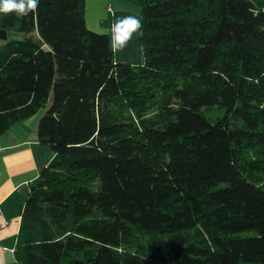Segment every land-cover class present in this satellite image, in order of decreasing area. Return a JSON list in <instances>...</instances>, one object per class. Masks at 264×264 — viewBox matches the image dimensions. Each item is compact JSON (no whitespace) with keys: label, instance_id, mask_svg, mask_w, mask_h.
I'll list each match as a JSON object with an SVG mask.
<instances>
[{"label":"trees","instance_id":"trees-1","mask_svg":"<svg viewBox=\"0 0 264 264\" xmlns=\"http://www.w3.org/2000/svg\"><path fill=\"white\" fill-rule=\"evenodd\" d=\"M140 7L115 61L84 0L0 14V135L39 111L20 264H264V0Z\"/></svg>","mask_w":264,"mask_h":264},{"label":"crops","instance_id":"crops-1","mask_svg":"<svg viewBox=\"0 0 264 264\" xmlns=\"http://www.w3.org/2000/svg\"><path fill=\"white\" fill-rule=\"evenodd\" d=\"M84 7L87 8L85 22L93 28L104 25L114 9L120 11L117 19L126 16L122 11L133 10L130 3L121 0H84ZM97 31L103 33L102 30ZM43 113L39 111L0 135V214L8 222L6 227L0 228V247L4 249L0 251V264H20L14 250L22 208L29 196L31 184L54 156L50 148L37 139V124Z\"/></svg>","mask_w":264,"mask_h":264},{"label":"clouds","instance_id":"clouds-1","mask_svg":"<svg viewBox=\"0 0 264 264\" xmlns=\"http://www.w3.org/2000/svg\"><path fill=\"white\" fill-rule=\"evenodd\" d=\"M39 6V0H0V14H15L23 17L34 13ZM143 24L136 16H125L115 20L110 25V49L113 53L122 51L141 32Z\"/></svg>","mask_w":264,"mask_h":264},{"label":"rangeland","instance_id":"rangeland-1","mask_svg":"<svg viewBox=\"0 0 264 264\" xmlns=\"http://www.w3.org/2000/svg\"><path fill=\"white\" fill-rule=\"evenodd\" d=\"M125 2V1H124ZM129 3V2H127ZM132 5V9L131 11H122L121 13L126 14V16H136L137 18L141 19V12H140V7L137 6L134 3H130ZM137 12H136V10ZM85 16L87 19V8H85ZM115 11V12H114ZM114 13L116 14L114 17ZM118 13H120L119 10L114 9L113 12L111 13V16L108 15L107 20L105 21L104 25H99V27H88V24H86L87 28L93 32H100L97 31L102 30L103 33L100 34H108L109 36L111 35L110 33V25L118 18ZM113 16V20L111 19ZM90 16H88V20H89ZM87 23V22H86ZM97 26V25H94ZM30 35L28 34H23V33H18V32H8L6 34V39H1V34H0V47L5 44L7 41L10 40H22L25 39L26 37H28ZM114 57H115V61L119 62V63H127V64H143V54H142V46H141V42H140V33H137L133 36L132 40L129 41L128 45L119 52L114 53Z\"/></svg>","mask_w":264,"mask_h":264},{"label":"built area","instance_id":"built-area-1","mask_svg":"<svg viewBox=\"0 0 264 264\" xmlns=\"http://www.w3.org/2000/svg\"><path fill=\"white\" fill-rule=\"evenodd\" d=\"M7 225H8V222L5 221V220H3L2 215L0 214V228H1V227H6ZM2 250H4V249H2V248L0 247V251H2Z\"/></svg>","mask_w":264,"mask_h":264},{"label":"water","instance_id":"water-1","mask_svg":"<svg viewBox=\"0 0 264 264\" xmlns=\"http://www.w3.org/2000/svg\"><path fill=\"white\" fill-rule=\"evenodd\" d=\"M0 34H1V39L5 40L7 32L6 31H0Z\"/></svg>","mask_w":264,"mask_h":264}]
</instances>
